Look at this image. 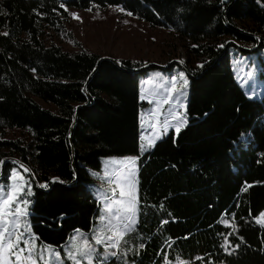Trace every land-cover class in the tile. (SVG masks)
Listing matches in <instances>:
<instances>
[{
	"label": "trees",
	"instance_id": "16d2710c",
	"mask_svg": "<svg viewBox=\"0 0 264 264\" xmlns=\"http://www.w3.org/2000/svg\"><path fill=\"white\" fill-rule=\"evenodd\" d=\"M109 7L188 42L202 65L185 69L186 125L145 153L139 77L157 68L42 40L49 29L78 46L65 8ZM249 45L264 46V0H0V161L16 157L47 184H32L37 243L60 251L77 230L88 233L100 205L87 169L129 156L139 222L106 264H264V93L246 96L229 64L231 48L248 53ZM8 130L28 140L6 139ZM13 167L3 164L1 182Z\"/></svg>",
	"mask_w": 264,
	"mask_h": 264
},
{
	"label": "rangeland",
	"instance_id": "374dc122",
	"mask_svg": "<svg viewBox=\"0 0 264 264\" xmlns=\"http://www.w3.org/2000/svg\"><path fill=\"white\" fill-rule=\"evenodd\" d=\"M67 11L70 13V17L66 28L72 33V37L78 42V46L73 41L49 29L45 30L42 34V40L46 45L56 44L67 51H77L80 48L79 45H81L86 51L101 57L114 59L115 61L131 60L139 64H157L163 66L162 69L148 70L143 76L139 77L140 98L143 96L144 98H141V101L147 103L146 107L139 110L140 137L146 138L145 140L140 138L139 151L141 152L142 143H147L148 140L154 139L157 134L161 135V138L169 132L176 134V125L180 120L186 118L185 109L188 100L189 76L185 69L201 65L188 52L190 44L184 40L181 41L176 35L167 30L152 29L145 23L116 8L109 7L104 10L94 11L67 8ZM72 14H76L78 19L73 18ZM243 24L248 25L247 23ZM224 40L227 41L226 38ZM235 44L237 46L240 45L237 42ZM248 49L253 50L252 45H249ZM188 62H190V65ZM229 64L236 83L246 96L256 95L259 97L263 94L264 46L248 53H241L235 48H231L229 50ZM181 76L187 80L186 85L180 79ZM173 87L176 89L175 93L169 91ZM181 88L183 89L182 92L180 91ZM173 96L174 98L170 103L163 102L165 99ZM149 100L153 102L149 103ZM40 103L45 108L55 110L51 105ZM152 109H156L157 112L150 115ZM173 114L176 116L175 119L173 118ZM157 118H159L161 123H156ZM164 119L169 121L166 134L164 132L165 126L162 123ZM153 124H156L155 128L152 127ZM6 139L28 140V135L25 131L8 130L6 132ZM128 157H106L101 159V168L99 170L87 169V173L92 179V183L87 185V189L94 198H99L100 205L99 213L91 230L88 233L79 232L84 234L79 240L75 239L78 232L72 234L68 243L60 251H55L53 248L45 245L36 246L34 258L37 264H45V262L54 264V253L59 254L60 260L58 264H74L73 260L69 258V253L75 254L77 250L73 245L83 246L85 240L96 250L93 264H100V258L104 256L105 247L104 245L95 244L94 237L100 233L101 229L104 230V235L110 234L107 227V219L102 223L100 217L102 215L107 217L108 213L104 209L111 200L119 198L121 190L125 189L124 184L127 178L133 184L137 179L138 171H136L134 176L127 174V170L130 167V162L126 159ZM7 161L11 162L14 167L11 168L8 179L5 182H1L0 180V189L8 188L11 191L10 186L13 184V181L10 177L13 170H16L21 175H26L23 167L27 166L16 157H5L2 162L5 163ZM135 168L138 170L137 163L135 164ZM28 178L31 180V190L34 182L37 186L40 185L32 174ZM19 182V177H17L16 183ZM118 183L121 185V188H117ZM113 191L116 192V196L112 195ZM0 195H4V192H0ZM135 195L134 188L131 189V192H124L125 203L124 205H120V207H126L130 196L134 197ZM31 197L32 195L27 197L30 202L27 206L28 214ZM262 214H264V211L260 214L258 220L260 221L259 224L264 226V215ZM22 223H26L29 226L28 215ZM224 223L226 224V222ZM45 249H51L52 252L45 251ZM108 251L114 250L109 249ZM110 257L112 256L109 255L107 260ZM5 258H7V253H5ZM77 258L81 260V264H87V258H81L79 255H77ZM175 264L186 263L178 261Z\"/></svg>",
	"mask_w": 264,
	"mask_h": 264
},
{
	"label": "snow or ice",
	"instance_id": "6c2138e0",
	"mask_svg": "<svg viewBox=\"0 0 264 264\" xmlns=\"http://www.w3.org/2000/svg\"><path fill=\"white\" fill-rule=\"evenodd\" d=\"M61 7L63 8L64 5L61 4ZM65 11H67V8H65ZM128 14L131 15V13ZM72 15L73 18L78 19L76 14ZM180 79L183 81L184 85L187 84V80L183 76H181ZM182 90L183 89L181 88L180 91L182 92ZM169 91L175 93L176 89L173 87L172 89H169ZM141 98L143 99L144 97L142 96ZM173 98L174 96L169 97L163 102L170 103ZM152 102L153 101L149 100V103ZM156 112V109H152L150 115L155 114ZM173 118H176L175 114H173ZM156 123H161L159 118H157ZM162 123L165 126L164 132L166 134V128L169 121L164 119ZM186 123V118L180 120L176 125L177 133ZM152 127L155 128L156 124H153ZM160 138L161 135L157 134L154 139L148 140L147 143H142L141 152L143 153L151 147H154L156 140ZM141 139L145 140L146 138L142 137ZM126 159L130 162L127 174L134 176L136 171H138L135 168L137 158L128 157ZM0 164H3V162L0 161ZM23 171L26 175H21L16 170H13L10 177L13 181V184L10 186L11 191H9L8 188L0 189V192H4V195H0V264H37V261L34 258V253L36 251L35 237L31 236L30 227L26 223H22L28 215L27 206L30 202L27 197L33 195L31 190V180L28 178L31 174V170L27 167H23ZM17 177H19V183H16ZM126 183L129 187L134 188L136 195L134 197L130 196L129 203L126 207H120V205H124L125 203L124 192L121 190L119 198L111 200L104 209V211L108 213L107 217L104 215L100 217L102 223L107 219V227L110 233L104 235V230L101 229L100 233L94 237L95 244L104 245L105 247V253L104 256L100 258V264H104L109 255L116 256L117 252H122L121 244L122 242L126 243L124 237L128 233L134 232L136 230V225L139 222V181L136 179L134 184L131 181H126ZM39 186L47 187V184H40ZM247 187H251V185H248ZM247 187H245L244 191H247ZM117 188H121L119 183L117 184ZM112 195L116 196V192L113 191ZM257 222L259 223L260 221L258 220ZM164 223H167V221H164ZM233 230L235 231V228H233ZM77 231L78 235L75 239L79 240L84 234L79 233V230ZM29 237H31V239H29ZM73 246L77 251L75 254L70 252L69 258L73 260L74 264H81V260L77 258V255L81 258H87V264H93V257L96 250L92 245L87 243V240L84 241L83 246L76 244ZM109 249H113L114 251L109 252ZM45 251L52 252L51 249H45ZM5 253H7V258H5ZM25 253H27V255H25ZM13 257L15 258L14 260ZM41 259H43V257H41ZM59 260V254L54 253V264H58ZM45 264H48V262H45Z\"/></svg>",
	"mask_w": 264,
	"mask_h": 264
},
{
	"label": "water",
	"instance_id": "95a60500",
	"mask_svg": "<svg viewBox=\"0 0 264 264\" xmlns=\"http://www.w3.org/2000/svg\"><path fill=\"white\" fill-rule=\"evenodd\" d=\"M114 63H116V64H118L117 63V61H115V60H113V59H111ZM150 67H156V68H159V69H162L163 68V66H160V65H157V64H149V65H147L146 67H144V68H142V70H147V69H149ZM4 164V163H3ZM3 164H2V166H1V170H0V180H1V177H2V172H3Z\"/></svg>",
	"mask_w": 264,
	"mask_h": 264
},
{
	"label": "crops",
	"instance_id": "0c3cea01",
	"mask_svg": "<svg viewBox=\"0 0 264 264\" xmlns=\"http://www.w3.org/2000/svg\"><path fill=\"white\" fill-rule=\"evenodd\" d=\"M263 93H264V92H263ZM140 138H141V137H140ZM156 142H157V141H156ZM156 142H155V143H156ZM151 148H152V147H151ZM151 148H150V149H151ZM147 151H148V150H147ZM144 153H145V152H144ZM35 245H36L37 247H38V246L40 247V245H39V244L37 243V241H36V238H35ZM53 250L56 251L57 249H53Z\"/></svg>",
	"mask_w": 264,
	"mask_h": 264
}]
</instances>
